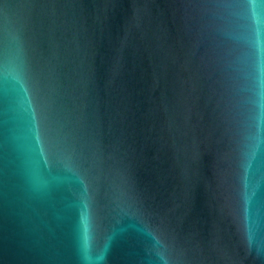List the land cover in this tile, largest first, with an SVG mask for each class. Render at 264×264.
Wrapping results in <instances>:
<instances>
[{
    "label": "water",
    "instance_id": "95a60500",
    "mask_svg": "<svg viewBox=\"0 0 264 264\" xmlns=\"http://www.w3.org/2000/svg\"><path fill=\"white\" fill-rule=\"evenodd\" d=\"M0 264H264V0H0Z\"/></svg>",
    "mask_w": 264,
    "mask_h": 264
}]
</instances>
